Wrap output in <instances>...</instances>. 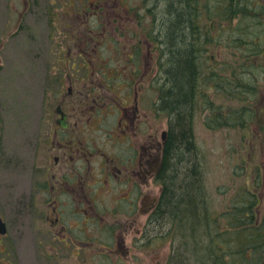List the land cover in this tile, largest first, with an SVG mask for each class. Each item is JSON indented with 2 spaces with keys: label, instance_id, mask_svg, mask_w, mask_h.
Returning <instances> with one entry per match:
<instances>
[{
  "label": "flooded vegetation",
  "instance_id": "flooded-vegetation-1",
  "mask_svg": "<svg viewBox=\"0 0 264 264\" xmlns=\"http://www.w3.org/2000/svg\"><path fill=\"white\" fill-rule=\"evenodd\" d=\"M39 1L24 0L10 37L21 29L23 16ZM160 1L145 0L134 7L129 0H84L73 14L69 10L51 13L72 17L73 28L61 40L68 56L51 64L55 71L49 72V87L44 89L47 106L41 107L34 192L29 194L39 238L35 245L50 250L45 257L50 264H118L112 257L134 262L137 242L152 239L171 126L169 111L160 101L165 86L159 72L164 54L157 31ZM247 15L260 20L249 11ZM80 19L84 21L78 22ZM261 23L263 28V20ZM3 47L2 43L0 50ZM109 49L112 55L100 56L101 50ZM252 49L249 52L254 54ZM259 49V53L264 51L260 44ZM251 54L244 57L247 64ZM260 71L264 76L263 67ZM242 92L243 99L251 93L244 87ZM229 96L234 97L233 93ZM208 99L204 103L199 94L192 99L195 142L197 117L202 113L205 128L217 131L213 117L219 112L231 123L225 130L247 131L253 138L248 141L244 134V139L251 147L260 139L264 143L261 109L245 104L234 110L230 101L219 107L213 96ZM160 118L166 128L159 135L153 130V121ZM235 167L233 175L237 176L239 165ZM252 175L251 184H261L264 170ZM0 219L6 227L5 235L0 234V264H5L9 229L1 215Z\"/></svg>",
  "mask_w": 264,
  "mask_h": 264
},
{
  "label": "rangeland",
  "instance_id": "rangeland-1",
  "mask_svg": "<svg viewBox=\"0 0 264 264\" xmlns=\"http://www.w3.org/2000/svg\"><path fill=\"white\" fill-rule=\"evenodd\" d=\"M144 1L129 0L134 7L143 4ZM81 2L84 0H41L38 2L39 5L31 7L28 15L23 16L21 29L15 36L10 37V33L19 23L24 0H0V48L2 43L4 44L0 50V215L8 223L9 229L5 238V264H50L51 261L48 258L45 260V257L50 255V250L43 251L35 245L39 238L35 232V214L34 208L31 207L32 197L29 194L34 192L32 176L35 154L40 142L38 136L41 107L47 106L44 89L49 87L51 80L49 72L55 71L51 69V64L58 58L68 56V50L62 45L61 40L71 33L73 28L72 17L66 14L59 15L57 12L54 16L51 13L53 10H69L73 14ZM247 5L253 9L249 13L255 14L264 22V0H248ZM79 21L82 23L84 20ZM3 22L5 29H2ZM232 22L233 24L215 20L213 33L215 40L209 47L206 46L208 49L205 53V57H210L211 60L206 59L205 67L214 68L215 71L224 70L225 65L241 68L239 72L242 71L241 76L247 83L244 88L251 93L248 97L244 95V99L243 94L237 92L232 98L215 96V104L225 105L230 101L234 110H240L242 105L251 104L256 111L261 109L260 116L264 117V76L259 74L260 68H264V54L261 59L259 58L264 51L254 52L256 53L254 55L249 52L252 48L247 49L248 46L240 48L228 46L226 38L233 32L232 25L237 23V19ZM210 23L207 22V27H210ZM263 28H258L262 47ZM111 52L110 49L108 52L101 50L99 54L112 55ZM247 53L252 55L249 64L244 59ZM252 73L258 77L255 78ZM228 74L234 77L233 73ZM233 79L240 82L243 89L241 80L235 77ZM237 85L239 86V83ZM46 97L50 100L52 96L47 93ZM162 119L153 121V130H157L159 135L166 128V122ZM202 121L201 113L195 124V139L200 152L198 163L211 210L219 213L227 210L232 205L234 196L241 190L251 196L254 194L255 205L251 210L258 216L254 223L261 222L264 220L262 188L264 177L260 175L261 180L263 179L261 184H251V181L254 178L252 174H256L261 168L264 170V143L260 139L251 147L245 143V135L248 141L253 138L247 131L237 129L209 131ZM232 135L236 137H231ZM237 165L240 170L235 176L233 170ZM179 178L182 180L181 175ZM256 198L260 199L259 202ZM173 239L168 226H163L162 222L155 223L152 239L137 242L134 262H120V257H112L111 260L118 261V264H150V261L152 264L158 262L167 264Z\"/></svg>",
  "mask_w": 264,
  "mask_h": 264
},
{
  "label": "trees",
  "instance_id": "trees-1",
  "mask_svg": "<svg viewBox=\"0 0 264 264\" xmlns=\"http://www.w3.org/2000/svg\"><path fill=\"white\" fill-rule=\"evenodd\" d=\"M247 2L160 1L157 31L165 45V61L169 60L163 66L165 86L160 101L161 106L169 111L171 126L162 169L163 175L167 172V176L160 178L163 190L155 209L154 224L162 222L163 226H168L174 238L167 264H264V220L254 223L258 219L251 210L255 198L240 190L227 210L220 213L211 210L190 118L194 107L192 99L197 92L208 102L209 96L228 97L234 91L241 93V87L237 85L240 82L233 79L244 83L242 71L239 72L241 68L225 65L224 70L215 71L205 67L206 59L211 60L205 57L206 46L215 40L206 24L217 19L233 24L232 21L237 19L232 25L233 32L226 38L227 45L232 48L251 46L253 52L259 51L258 28L262 23L247 15L253 10Z\"/></svg>",
  "mask_w": 264,
  "mask_h": 264
},
{
  "label": "bare ground",
  "instance_id": "bare-ground-1",
  "mask_svg": "<svg viewBox=\"0 0 264 264\" xmlns=\"http://www.w3.org/2000/svg\"><path fill=\"white\" fill-rule=\"evenodd\" d=\"M160 37V36H159ZM160 39V38H159ZM160 41H161V44H162V49H163V51H165V45L163 44V41H162V39H160ZM165 59H166V57H165V55H162V57H161V60H160V62H159V64H160V66H161V68H160V70H159V72H160V74L162 75V73H163V66H164V64H166V63H168V61L166 62L165 61ZM166 62V63H165ZM196 63H195V61H194V59H193V68L195 69V71H196V65H195ZM194 73H196V72H194ZM206 75L209 77V74H207L206 73ZM194 76H195V74H194ZM212 82V81H211ZM241 85H243V87H244V83H242ZM213 86H214V83H213ZM240 86V85H239ZM235 92H237V91H234V93ZM240 92L241 93H243L242 92V88H241V90H240ZM233 93V94H234ZM246 93V92H245ZM200 95L201 96V94L200 93H196L195 95ZM228 96H229V94H228ZM201 98L203 99V100H205V98H203L202 96H201ZM204 103L206 102V100L205 101H203ZM219 111V110H218ZM214 124H215V126L216 127H218V130H225V129H227L229 126H230V121L228 120V119H225V118H221V116L219 115V112L218 113H216L215 115H214ZM212 130H214V129H212ZM192 135H193V132H192ZM195 153H196V151H195ZM198 154V153H197ZM167 176V174H165L164 175V178Z\"/></svg>",
  "mask_w": 264,
  "mask_h": 264
},
{
  "label": "water",
  "instance_id": "water-1",
  "mask_svg": "<svg viewBox=\"0 0 264 264\" xmlns=\"http://www.w3.org/2000/svg\"><path fill=\"white\" fill-rule=\"evenodd\" d=\"M214 22L211 23V30L214 31ZM0 233L1 234H5V226L2 223V221L0 220Z\"/></svg>",
  "mask_w": 264,
  "mask_h": 264
}]
</instances>
